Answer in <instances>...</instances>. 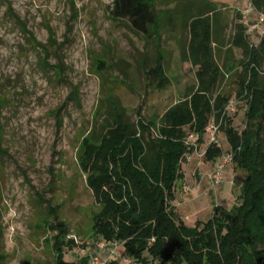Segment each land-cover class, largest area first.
I'll return each mask as SVG.
<instances>
[{
  "label": "rangeland",
  "instance_id": "rangeland-1",
  "mask_svg": "<svg viewBox=\"0 0 264 264\" xmlns=\"http://www.w3.org/2000/svg\"><path fill=\"white\" fill-rule=\"evenodd\" d=\"M188 0H155L161 14L160 51L168 82L150 84L147 71L155 65L157 38L146 43L123 22L109 16L113 0H0V79L9 98L3 109L4 147L0 161V191L3 193L4 248L8 264H53L52 225L63 223L69 235L82 241L97 236L92 218L99 210L79 162L83 139L92 131L103 132L104 120L112 114L110 100L127 109L130 121L161 117L197 84V68L182 60L181 48L188 42L189 29L182 19H165ZM212 3L217 9V62L225 78L218 93L230 96L234 111L225 110L232 125L245 128L246 100L237 95L238 78L247 60L243 50L231 42L238 22L256 24L259 12L245 17L251 0H191ZM25 23L9 13V6ZM183 18V15L181 16ZM241 17V18H239ZM246 26V25H245ZM247 35L255 47L264 37V24ZM39 45V46H37ZM46 53L43 52L45 51ZM61 64V76L48 66ZM103 61L105 66L100 69ZM264 86V60L259 69ZM214 121V120H213ZM224 152L229 143L217 123ZM198 151L183 162L184 177L175 188L174 209L188 226L205 222L215 207L230 209L239 201L238 178L246 173L228 163L221 182L211 178L214 162ZM219 157L217 161H221ZM67 264H77L72 248L64 247ZM89 252H93L90 249ZM124 249L120 248V253ZM124 264L119 257H113Z\"/></svg>",
  "mask_w": 264,
  "mask_h": 264
},
{
  "label": "trees",
  "instance_id": "trees-1",
  "mask_svg": "<svg viewBox=\"0 0 264 264\" xmlns=\"http://www.w3.org/2000/svg\"><path fill=\"white\" fill-rule=\"evenodd\" d=\"M155 0H113L109 16L123 22L146 43L157 38L155 65L147 71L150 84L164 86L168 80L160 51L161 14ZM257 12H264V0H251ZM183 9L166 13L182 19L189 29L188 42L181 48L182 60L197 68V84L169 107L161 117L145 119L138 110V120L130 121L127 109L110 100L112 114L104 120L103 132L90 131L79 150V162L86 183L99 210L94 213V236L119 242L123 254L137 264H264V86L260 67L264 60V37L255 47L247 35V26L238 22L232 46L243 50L246 61L239 75L237 95L246 100L245 128L232 125L225 110L230 96L218 93L225 78L217 62V9L212 3L197 4L188 0ZM26 30L11 5L8 9ZM183 15V18L181 17ZM241 18V17H239ZM39 46V45H37ZM46 53L45 51H43ZM43 66L62 75L61 64ZM99 68L105 63L101 61ZM9 98L0 79V161L8 152L4 147L3 109ZM214 120V121H213ZM222 120V131L229 143L236 168L246 173L238 178L239 201L230 209L215 207V214L205 222L188 226L173 206L177 182L184 177L183 162L193 152L186 143L190 134L199 144L205 140L212 122ZM219 143L206 148L205 159L214 162L222 157ZM3 193L0 191V264H8L4 248ZM59 233L53 237V264H67L64 247L74 243L67 239L65 224L52 225ZM77 264H89L83 258ZM109 264H118L116 260Z\"/></svg>",
  "mask_w": 264,
  "mask_h": 264
},
{
  "label": "built area",
  "instance_id": "built-area-1",
  "mask_svg": "<svg viewBox=\"0 0 264 264\" xmlns=\"http://www.w3.org/2000/svg\"><path fill=\"white\" fill-rule=\"evenodd\" d=\"M255 9L250 5V8L246 11L245 17L248 16ZM248 20H246V26H248L249 31L252 32L255 29H258L261 24H264V12L259 13L258 21L256 24L248 25ZM228 108L231 111H234L233 103L230 102ZM219 131V126L217 123L212 122L207 128V147L220 143L217 138V133ZM191 147H193V152H197L199 149V144L196 142V136L194 134H190L188 140L186 141ZM206 147V148H207ZM205 150L202 152L201 156L205 155ZM233 161V155L231 152H223L222 160L214 165V171L211 175L212 180L215 184H219L221 182L222 173L228 163ZM68 240H72L74 245L71 247L73 252L78 256V261L83 258H88L89 264H109L110 259L113 257L121 258L124 264H137L133 259L127 257L123 253H120V248L122 244L119 242H108L104 238L96 237L89 241H82L76 235H67ZM90 249H93V252H89Z\"/></svg>",
  "mask_w": 264,
  "mask_h": 264
}]
</instances>
